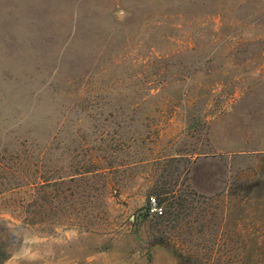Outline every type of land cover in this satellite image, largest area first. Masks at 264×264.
<instances>
[{
  "label": "rangeland",
  "instance_id": "1",
  "mask_svg": "<svg viewBox=\"0 0 264 264\" xmlns=\"http://www.w3.org/2000/svg\"><path fill=\"white\" fill-rule=\"evenodd\" d=\"M239 139L264 0H0L3 264H264V181L216 180L264 175Z\"/></svg>",
  "mask_w": 264,
  "mask_h": 264
},
{
  "label": "crops",
  "instance_id": "2",
  "mask_svg": "<svg viewBox=\"0 0 264 264\" xmlns=\"http://www.w3.org/2000/svg\"><path fill=\"white\" fill-rule=\"evenodd\" d=\"M246 142L243 141V139H239L236 143H233L231 146V149H229L228 151L222 153L225 157V159H233V158H240L243 156H253V155H257V154H263L264 153V147H260V148H256V149H248V150H242L241 147L243 145H245ZM264 142H260V145H263ZM223 178L220 179H216L221 181V187L224 190H228L229 186H234V184H229L228 182L230 180H243L246 181L247 183H245V186L247 188H256L257 186H259V182L260 181H264V175L263 174H224ZM251 177H256L253 181L255 183H251L249 181H251ZM241 200H245L248 201L247 199L242 198ZM254 201H257L256 203H264V196L263 197H258L255 198Z\"/></svg>",
  "mask_w": 264,
  "mask_h": 264
},
{
  "label": "trees",
  "instance_id": "3",
  "mask_svg": "<svg viewBox=\"0 0 264 264\" xmlns=\"http://www.w3.org/2000/svg\"><path fill=\"white\" fill-rule=\"evenodd\" d=\"M34 11V14H37L38 12L40 13V8L39 7H36L34 5L33 9H31V12ZM1 193V192H0ZM147 211H148V208H147ZM4 237H5V244L6 242L9 243V240H10V234L6 231L4 233ZM8 245V244H7ZM8 249V246H2L0 247V264H3V262L9 257V252L7 251Z\"/></svg>",
  "mask_w": 264,
  "mask_h": 264
},
{
  "label": "built area",
  "instance_id": "4",
  "mask_svg": "<svg viewBox=\"0 0 264 264\" xmlns=\"http://www.w3.org/2000/svg\"><path fill=\"white\" fill-rule=\"evenodd\" d=\"M148 212L155 215L162 214V208L158 205L154 198L150 199V203L148 206Z\"/></svg>",
  "mask_w": 264,
  "mask_h": 264
}]
</instances>
